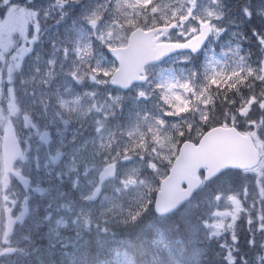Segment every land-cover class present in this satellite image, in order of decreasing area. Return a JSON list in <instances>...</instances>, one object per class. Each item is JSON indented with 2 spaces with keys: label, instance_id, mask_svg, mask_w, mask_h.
Masks as SVG:
<instances>
[{
  "label": "rangeland",
  "instance_id": "obj_1",
  "mask_svg": "<svg viewBox=\"0 0 264 264\" xmlns=\"http://www.w3.org/2000/svg\"><path fill=\"white\" fill-rule=\"evenodd\" d=\"M27 3L10 0L7 12L0 7V133L6 116L20 118L26 149L20 168L35 177L27 193L15 192L0 158V207L5 194L21 199L22 212L11 237L0 214V264H104L96 239L115 236L118 253L111 251L109 258L124 261L126 247L134 243L123 238L139 240L150 258L149 244L160 241L167 252L151 264H189L208 250L213 254L207 264H264V162L234 184L226 180L216 182L213 192L211 186L204 189L173 228L154 212L159 183L184 139L199 137L229 116L264 145V61L231 62L226 45L245 26L264 28L255 23L264 17V0ZM250 4L254 19L242 9ZM208 19L214 36L200 56L182 54L153 66L148 83L127 92L109 84L116 64L107 49L126 45L130 29L158 20L175 27L167 40H183ZM44 29L51 33L49 42ZM15 34L21 38L17 48ZM262 41L257 43L264 46ZM218 99L222 115L215 118ZM47 103L53 105L48 109ZM65 119L72 124L64 126ZM49 125L53 138L46 146L40 134ZM109 163L119 174L89 203L92 185ZM126 223L129 229L119 230ZM240 237L249 240L241 244ZM3 244L22 253L7 255Z\"/></svg>",
  "mask_w": 264,
  "mask_h": 264
},
{
  "label": "water",
  "instance_id": "obj_2",
  "mask_svg": "<svg viewBox=\"0 0 264 264\" xmlns=\"http://www.w3.org/2000/svg\"><path fill=\"white\" fill-rule=\"evenodd\" d=\"M168 30L170 27H159L149 32L138 29L131 35L128 47L113 51L120 63L113 83L128 89L135 82H144L146 78L141 77L140 73L144 72L147 64L160 62L181 51L195 53L206 44L210 35V28L206 24L202 26L200 35L185 44H156L155 33ZM45 137H48V133H45ZM2 153L6 172L13 173L27 187L29 180L14 170V163L22 155V151L11 125L5 131ZM258 161V154L250 137L242 135L235 128H218L205 137L199 146L186 142L170 176L162 183L156 203L157 213H168L193 195L202 183L200 169L208 168L206 180H209L224 169L250 168L257 165ZM113 173L114 168L108 167L103 177H110ZM183 183L186 184L185 189L182 187ZM10 230L8 228V232Z\"/></svg>",
  "mask_w": 264,
  "mask_h": 264
},
{
  "label": "trees",
  "instance_id": "obj_3",
  "mask_svg": "<svg viewBox=\"0 0 264 264\" xmlns=\"http://www.w3.org/2000/svg\"><path fill=\"white\" fill-rule=\"evenodd\" d=\"M5 0H0V4L3 3ZM255 23H257L258 25L260 26H263L264 25V20L261 19V18H258L257 20H255ZM258 30L261 34L264 35V28H259L258 27ZM245 46L244 44H242V47ZM236 48L239 49V47L237 46ZM241 52H244V53H247L248 56H250L251 58H257L260 56V47L259 45L258 46H254V47H248V48H245V49H242ZM243 55V54H241ZM221 111V110H220ZM219 111V108L218 110H216V112L214 113V117L216 116H220L222 115V113ZM232 112V111H231ZM220 113V114H219ZM228 175H225V176H222V178H226L227 176L228 177H231V178H234V175H237L236 172H229L227 173ZM221 178V179H222ZM225 179L223 180H219V184L220 185H223V183H225ZM215 186V184L213 185ZM212 188V187H211ZM183 220V216L179 214H175L173 216H171V218L169 219V225L170 227L169 228H173L174 225H179L180 224V221ZM129 228H127L126 230H128ZM170 230V229H169ZM168 230L164 231L163 233H167ZM157 235V233H155ZM124 235V234H123ZM123 235L121 237H123ZM182 235V233H181ZM140 239V238H138ZM123 240H126V242H133L134 243V246L132 247H126V250H125V261H123L121 258L119 259H114V258H109V256L111 255H108V256H103V258L107 261V262H110L112 264H146V263H151V261H153L154 259H152L154 256H158L159 254L163 255L164 254V250L167 252V250L163 247V246H151V248L149 247V250L152 254V258H150L148 255H145L147 254V252H144L142 251L141 247L138 245L139 244V240L137 239H129V241L125 238H123ZM247 240L248 238L245 240L243 238L240 239V242L241 243H247ZM156 242H159V241H156ZM109 250H116V248H111V247H107L106 250L100 252L101 255H104V253H107ZM248 250L252 251L251 249L248 248ZM138 251H142L144 253V255L148 258H146V260L148 262H142V255L140 256ZM210 252L208 255L206 253H203L199 256V258L197 260H194L193 261V264H207V262H209V256H212L213 252L209 251ZM217 254V253H216ZM207 255V256H206ZM134 258V259H132ZM156 258V257H155ZM217 258H218V263L223 260L222 258L219 257V255L217 254ZM205 262V263H204Z\"/></svg>",
  "mask_w": 264,
  "mask_h": 264
},
{
  "label": "snow or ice",
  "instance_id": "obj_4",
  "mask_svg": "<svg viewBox=\"0 0 264 264\" xmlns=\"http://www.w3.org/2000/svg\"><path fill=\"white\" fill-rule=\"evenodd\" d=\"M93 23H95V21H93Z\"/></svg>",
  "mask_w": 264,
  "mask_h": 264
}]
</instances>
